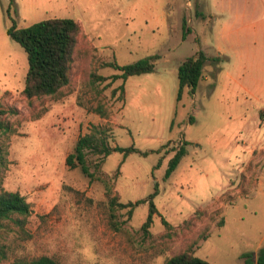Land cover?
<instances>
[{"label":"rangeland","instance_id":"1","mask_svg":"<svg viewBox=\"0 0 264 264\" xmlns=\"http://www.w3.org/2000/svg\"><path fill=\"white\" fill-rule=\"evenodd\" d=\"M0 0V102L17 109L0 186L31 204L28 234L0 235L9 264L41 256L59 264H165L191 252L210 264H257L264 248V0ZM51 18L81 25L70 85L59 99L23 95L29 64L8 35ZM244 29V31H243ZM204 52L209 62L195 93L179 99L178 67ZM158 56L155 71L122 80L105 63L126 66ZM92 126L111 143L143 153L108 156L102 180L90 179L66 159ZM187 155L165 180L173 148ZM159 151V152H157ZM92 158V157H91ZM96 158L91 159V163ZM119 170V172H118ZM112 189L109 196L106 183ZM155 215L142 226L149 204Z\"/></svg>","mask_w":264,"mask_h":264},{"label":"trees","instance_id":"2","mask_svg":"<svg viewBox=\"0 0 264 264\" xmlns=\"http://www.w3.org/2000/svg\"><path fill=\"white\" fill-rule=\"evenodd\" d=\"M14 4L15 0H10L9 11ZM80 33L81 25L72 18H51L25 28H19L16 20L13 19V24L8 29V35L25 50L28 58L29 68L22 92L27 99L42 97L59 99L66 94L65 90L71 83V69ZM157 60L158 56L153 55L126 66L109 62L105 63L104 67L113 68L119 73L110 77L97 76L95 73L92 76L99 80H111V82L122 80L123 84L118 90L124 93V82L131 76L153 73ZM208 62L209 59L206 54L200 52L196 56L186 58L179 65V99H181L186 87L192 93L196 92L200 81L204 78V68ZM18 113L17 109H7L0 102V133L8 139L16 133L17 127L12 125L7 118L17 116ZM111 138L108 129L92 126L87 134L78 139L73 152L66 159V164L71 169L80 168L83 174L90 179L102 180L96 177L95 172H92V166L99 171L106 158L111 154L118 152L123 154L125 158L133 153L148 155V153H143L135 147L123 148L119 145H113ZM188 145L187 141H181L179 145L173 148L174 154L169 160L165 180L172 176L181 160L187 155ZM7 154V149L3 144L0 145V170L7 168ZM91 157L96 158V161L91 163ZM106 187L110 196L112 189L108 183H106ZM156 195L157 192L147 199L127 204L119 203L116 196L111 197V209L116 211L119 208H131V214L136 206L148 203L149 215L142 226V230L149 232L154 223L155 215L161 216L153 200ZM31 215V204L24 195L16 191L6 190L0 186V235L14 233L26 236ZM161 221L167 229L171 228L170 223L162 216ZM243 258L246 259L247 264H250V258L247 255H244ZM255 260L257 264H264V248L257 252ZM0 261H8L7 249L2 244H0ZM9 264H59V262L52 257L41 256L31 261L16 259ZM165 264L210 263L191 252H183L170 258Z\"/></svg>","mask_w":264,"mask_h":264},{"label":"crops","instance_id":"3","mask_svg":"<svg viewBox=\"0 0 264 264\" xmlns=\"http://www.w3.org/2000/svg\"><path fill=\"white\" fill-rule=\"evenodd\" d=\"M243 31H244V29H243ZM255 32L257 33V38H259V33L264 35V26L256 27ZM256 60L259 63L264 64V58L262 57V52L259 55L256 56Z\"/></svg>","mask_w":264,"mask_h":264}]
</instances>
